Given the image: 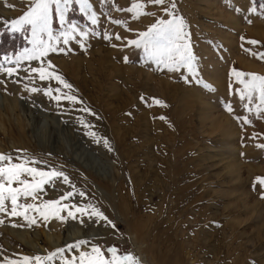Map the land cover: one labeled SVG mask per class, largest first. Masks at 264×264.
<instances>
[{
    "label": "rangeland",
    "instance_id": "1",
    "mask_svg": "<svg viewBox=\"0 0 264 264\" xmlns=\"http://www.w3.org/2000/svg\"><path fill=\"white\" fill-rule=\"evenodd\" d=\"M133 2L145 3V12L151 14L133 19L123 11ZM89 3L97 25L75 3L66 15L79 30L89 32L84 47L79 38L68 45L61 42L57 47L64 52L43 59L82 100L57 105L42 93L24 91L26 84L61 87L40 81L36 74L27 78L25 69L39 67L41 61H4L5 56L14 61L32 47L30 28L9 30L30 0H0V63L18 69L11 77L0 72V153L19 162L22 150L24 157L42 162L33 166L64 172L85 196L73 195L62 203L94 205L115 229L87 216L81 218L83 224L71 219L62 223L54 218L45 222L31 213L37 224L29 226L22 217L0 213V264L23 256L44 257L81 239L90 243L79 251H89L93 244L102 250L116 247L119 254L132 253L140 264H264V199L259 186H253L255 177H264V149L256 147L264 144V114L255 112V99L248 105L251 112L244 108L247 101L236 94L243 85L230 75L234 69L264 76V60L250 54L264 52V0H176L175 11L186 22L197 56L196 76L184 68H158L144 58L142 49L124 46L157 19L171 18L162 7L146 0ZM52 27L58 34L67 24L62 26L53 12ZM105 34L113 39L105 40ZM115 35L124 39L117 41ZM251 40L259 43L251 45ZM141 96L147 99L141 101ZM151 98L167 107L153 105ZM228 104L232 113L226 110ZM83 107L94 115L78 111ZM77 117L95 126L100 143L85 135ZM236 117H247L250 123ZM214 119L220 120L219 126ZM103 139L113 151L104 147ZM230 161L237 165V176L227 172ZM67 191L71 187L57 180L44 185L37 201L21 202L39 204ZM79 251L67 250L64 258L78 257ZM46 264H60V257Z\"/></svg>",
    "mask_w": 264,
    "mask_h": 264
},
{
    "label": "snow or ice",
    "instance_id": "2",
    "mask_svg": "<svg viewBox=\"0 0 264 264\" xmlns=\"http://www.w3.org/2000/svg\"><path fill=\"white\" fill-rule=\"evenodd\" d=\"M73 3L80 6L81 12L90 13L89 20L92 25L98 24V17L92 11V5L89 3V0H30L28 9L18 19L12 20L9 25L11 33L23 32L26 30V27L30 28L31 39L29 43L32 47L24 49V52L17 55L14 61L8 56L4 57V61L15 63L16 65L25 60L41 61L39 67L25 69L28 72L27 78L32 79L33 74H36L40 81H55L61 87H56L55 89L50 86L39 88L29 87L26 84L24 91H27L30 95L42 93L45 97L56 102L57 105L61 101H67L70 105L82 103V100L74 94L76 89L62 75L58 74L55 66L50 61L46 65L43 63V59L49 53L65 51L64 48L57 47L58 43L62 42L63 45H68L70 41L79 38L80 47H84V42L88 39L89 32L79 30L75 23L66 19V15L70 11V5ZM146 3L162 7L165 16L171 18L157 19L147 27L146 31L136 33L137 38L126 40L124 46L142 49L144 58L154 62L158 68L163 67L168 72H179L184 68L190 75L196 76L197 73L194 68L197 63V56L194 54L189 41L186 22L175 11L177 7L176 0H146ZM248 10L252 13L256 11L252 7H249ZM123 11L132 13L133 19H139L146 14H151L145 12V3L142 2H133L131 7L123 9ZM53 12H55L62 26L67 24V28L58 34H54L52 27ZM112 23L123 25V21L121 20H114ZM92 35H95L94 31ZM114 38L117 41L124 39L120 35H115ZM104 39L111 41L113 37L105 34ZM248 43L257 45L259 42L251 40ZM112 46L117 47L115 44ZM250 54L255 55L260 60H264V52ZM123 59L125 63H128L129 58L127 56ZM17 70V68H5L0 63V72H6L9 77L16 75ZM230 75H234L236 82L243 85V88L238 89L236 94L241 101H247L244 104V108L251 112L252 109L248 105L252 104L255 99L259 101V104L255 105V112L258 116L264 114V76L254 73H244L234 69ZM204 86L211 88L208 84H204ZM140 99L141 101H145L147 98L141 96ZM151 99L153 105L167 107L162 100L157 98ZM226 110L232 113L233 109L230 104L226 105ZM78 111L94 115L91 109L87 107L80 108ZM97 118L99 119V117ZM159 119L165 120L166 118L161 116ZM236 119L242 120L245 124L250 123L247 117H236ZM77 121L86 129L85 135L92 138L96 143L101 142L102 138L98 136L97 132L92 130L95 127L94 125L83 117H77ZM102 142L109 152L113 151L107 139H103ZM256 147L264 149V144H258ZM16 160L19 162H13L12 156L0 153V213H5L12 217H22L29 226L37 224L35 216H32L31 213H35L45 222L54 218L60 220L62 223L71 219L79 220L83 224L84 221L81 218L87 216L95 223L99 224L101 221H104L105 224L115 229V224L108 220L105 214L94 205L86 204L80 207L76 204L69 205L62 203V201L69 200L73 195H78L81 198L85 196L84 192L76 191V186L70 183L69 177L64 172L58 169L45 171L33 166L42 162L31 157H24L22 150L21 155L16 157ZM29 177L30 179H28ZM57 180H62L64 184H68L72 191L65 192L59 199L41 201L39 204L21 202V200L26 201L28 198H31L34 202L37 201L39 199L38 194L44 191V185L55 184ZM257 185L259 186L257 190L262 193L261 198L264 199V177L257 176L254 178V188ZM8 205H10V208ZM62 212H66L67 216H62ZM2 223L3 221H0V224ZM13 226L15 227L16 225ZM89 243V241L81 239L75 243L68 244L66 247L57 248L44 257L38 255L32 257L23 256L19 260H8L6 264H46V262L52 261L58 256L60 257V264H140L139 258L135 257L132 253L119 254V250L116 247L102 250L99 246L93 244L89 251H79L82 246H86ZM73 249L79 251V256L66 260L64 253L67 250Z\"/></svg>",
    "mask_w": 264,
    "mask_h": 264
},
{
    "label": "bare ground",
    "instance_id": "3",
    "mask_svg": "<svg viewBox=\"0 0 264 264\" xmlns=\"http://www.w3.org/2000/svg\"><path fill=\"white\" fill-rule=\"evenodd\" d=\"M210 114V113H209ZM209 117V116H208ZM212 117V116H211ZM216 119L213 120V122H215L218 126L220 125V120H218V122L215 121ZM222 121V120H221ZM223 122V121H222ZM219 129V128H218ZM220 131V130H219ZM231 163L227 166L228 170L227 172L230 174V175H235L237 176V165L234 164L233 161H230ZM236 163V162H235ZM237 179V178H236ZM253 209V208H252ZM262 228V227H261Z\"/></svg>",
    "mask_w": 264,
    "mask_h": 264
}]
</instances>
